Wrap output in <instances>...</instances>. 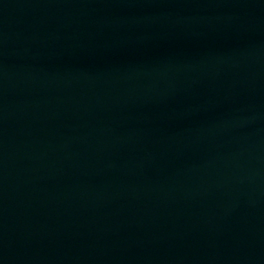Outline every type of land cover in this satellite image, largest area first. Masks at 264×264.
Returning <instances> with one entry per match:
<instances>
[{
	"label": "water",
	"instance_id": "95a60500",
	"mask_svg": "<svg viewBox=\"0 0 264 264\" xmlns=\"http://www.w3.org/2000/svg\"><path fill=\"white\" fill-rule=\"evenodd\" d=\"M0 264H264V0H0Z\"/></svg>",
	"mask_w": 264,
	"mask_h": 264
}]
</instances>
